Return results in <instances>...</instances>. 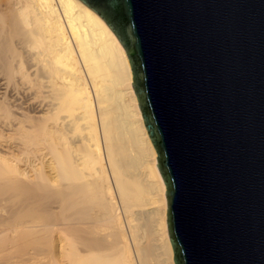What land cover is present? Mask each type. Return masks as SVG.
I'll list each match as a JSON object with an SVG mask.
<instances>
[{
  "label": "bare ground",
  "instance_id": "1",
  "mask_svg": "<svg viewBox=\"0 0 264 264\" xmlns=\"http://www.w3.org/2000/svg\"><path fill=\"white\" fill-rule=\"evenodd\" d=\"M125 49L80 0H0V264H174Z\"/></svg>",
  "mask_w": 264,
  "mask_h": 264
},
{
  "label": "water",
  "instance_id": "2",
  "mask_svg": "<svg viewBox=\"0 0 264 264\" xmlns=\"http://www.w3.org/2000/svg\"><path fill=\"white\" fill-rule=\"evenodd\" d=\"M125 49L174 264H264V0H80Z\"/></svg>",
  "mask_w": 264,
  "mask_h": 264
}]
</instances>
